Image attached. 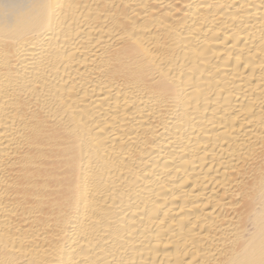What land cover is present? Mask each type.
<instances>
[{"label":"bare ground","instance_id":"bare-ground-1","mask_svg":"<svg viewBox=\"0 0 264 264\" xmlns=\"http://www.w3.org/2000/svg\"><path fill=\"white\" fill-rule=\"evenodd\" d=\"M0 264H264V0H0Z\"/></svg>","mask_w":264,"mask_h":264}]
</instances>
